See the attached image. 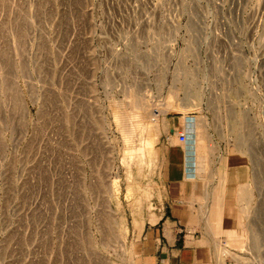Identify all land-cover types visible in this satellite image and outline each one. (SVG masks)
Listing matches in <instances>:
<instances>
[{
    "label": "rangeland",
    "instance_id": "obj_1",
    "mask_svg": "<svg viewBox=\"0 0 264 264\" xmlns=\"http://www.w3.org/2000/svg\"><path fill=\"white\" fill-rule=\"evenodd\" d=\"M173 117L197 188L249 175L206 264H264V0H0V264L160 261Z\"/></svg>",
    "mask_w": 264,
    "mask_h": 264
},
{
    "label": "crops",
    "instance_id": "obj_2",
    "mask_svg": "<svg viewBox=\"0 0 264 264\" xmlns=\"http://www.w3.org/2000/svg\"><path fill=\"white\" fill-rule=\"evenodd\" d=\"M168 131L172 143L167 149V159L164 157L165 159L162 161L166 171L163 174L166 179H163L162 182H165L167 186L160 188L162 196L155 206L160 212L157 214V221L151 230V233L155 235L154 242H162V245L147 254L146 257L149 258L147 262H150L151 257H156L159 251L160 261L152 259L151 264H206L207 259L211 257L210 248L203 244L204 241L210 240L206 231L208 229L211 232L217 231L215 226L221 222L215 218L224 214L221 202L226 201L227 194L232 193L235 188H239L240 191L244 181L230 183L226 179L227 172L221 182L210 178L205 180L200 188H197L194 180L204 181L205 179L203 176L197 175L199 170L197 159L193 152L186 147V143L182 145L176 141L178 132L185 133L184 122L181 124L178 118H170ZM243 172L244 169H236L233 174L235 178L232 179L240 178ZM231 173L233 172L228 174L232 175ZM237 199L239 201V196ZM229 202L230 200L227 203ZM211 210L214 211L211 212ZM226 214L228 215L227 211ZM232 222L235 221L230 220L229 223ZM206 225H209L208 229H206ZM237 236L234 241L236 245L238 241L242 240L241 231ZM215 246L217 250V247H220L217 243Z\"/></svg>",
    "mask_w": 264,
    "mask_h": 264
},
{
    "label": "bare ground",
    "instance_id": "obj_3",
    "mask_svg": "<svg viewBox=\"0 0 264 264\" xmlns=\"http://www.w3.org/2000/svg\"><path fill=\"white\" fill-rule=\"evenodd\" d=\"M135 105L145 109V111H146L145 114L146 115L142 118V120H144V122H146L147 124H149V122H150L151 124H153V126L157 122V118L159 117V115L166 114V110H162V111H159V112L158 111L157 112H154L152 110V108L149 106V104L145 103V101H144L143 98L140 99V100H138V101L136 100L135 101ZM194 107L197 108V109H199L201 107V105L198 103ZM189 109H190V106H184V105H179L178 106V110L181 111V112L184 111V110L187 111ZM199 122L202 123L203 120L201 119V120H199ZM146 128H150V126L147 127V125H146ZM201 134H203V132ZM154 136H155V133L150 138H153ZM202 136H203L202 141L204 140V142L206 143V141H205L206 137H204V134ZM234 172L231 173L232 175L228 174L229 173L228 172L226 174V179H228L227 181H229L230 183L236 182V181H244V184L241 186L240 191H239V202H241L242 204H244L245 206H247L248 203H249V201H250V199H251L250 183L248 181L247 173L246 172L245 173L243 172V174L240 175L241 176L240 178H238V179H232V178H235V177H233L234 176L233 175ZM240 172H242V171H240ZM111 244H113V241L111 239H108L106 241V245L107 246H110Z\"/></svg>",
    "mask_w": 264,
    "mask_h": 264
},
{
    "label": "built area",
    "instance_id": "obj_4",
    "mask_svg": "<svg viewBox=\"0 0 264 264\" xmlns=\"http://www.w3.org/2000/svg\"><path fill=\"white\" fill-rule=\"evenodd\" d=\"M177 142L179 144H184L186 142V136L184 133H180L177 135Z\"/></svg>",
    "mask_w": 264,
    "mask_h": 264
}]
</instances>
